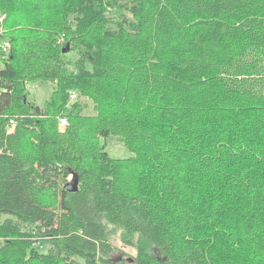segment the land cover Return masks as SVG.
<instances>
[{
  "label": "trees",
  "instance_id": "trees-1",
  "mask_svg": "<svg viewBox=\"0 0 264 264\" xmlns=\"http://www.w3.org/2000/svg\"><path fill=\"white\" fill-rule=\"evenodd\" d=\"M0 16V264H264V0H0ZM116 233L135 256H111Z\"/></svg>",
  "mask_w": 264,
  "mask_h": 264
},
{
  "label": "rangeland",
  "instance_id": "rangeland-1",
  "mask_svg": "<svg viewBox=\"0 0 264 264\" xmlns=\"http://www.w3.org/2000/svg\"><path fill=\"white\" fill-rule=\"evenodd\" d=\"M68 57L70 59L76 58L75 51H71L68 53ZM1 66V63H0ZM53 83H34L29 84L27 86V90L29 92L28 99L30 101H34L35 103L42 105L46 98L50 95L51 90L53 89ZM86 105L83 106V113L91 114L92 104L89 100H82ZM103 143H105L106 151L109 153L111 157L114 158H125L131 155V152L124 146V144L117 139L115 136H109L107 138L101 139ZM110 243L115 248V251L111 254V256H122L124 258L130 256H135L136 252L133 248L125 246L119 237V233L113 234L110 236Z\"/></svg>",
  "mask_w": 264,
  "mask_h": 264
},
{
  "label": "water",
  "instance_id": "water-1",
  "mask_svg": "<svg viewBox=\"0 0 264 264\" xmlns=\"http://www.w3.org/2000/svg\"><path fill=\"white\" fill-rule=\"evenodd\" d=\"M66 189L69 192H75L78 189V181L76 176H72L71 179L66 184Z\"/></svg>",
  "mask_w": 264,
  "mask_h": 264
},
{
  "label": "built area",
  "instance_id": "built-area-1",
  "mask_svg": "<svg viewBox=\"0 0 264 264\" xmlns=\"http://www.w3.org/2000/svg\"><path fill=\"white\" fill-rule=\"evenodd\" d=\"M2 20V16H0V21ZM2 49L4 50V51H6L7 49H8V45L7 44H3L2 45ZM75 96V95H74ZM73 96V97H74ZM67 125V119L64 117V116H62V117H60L59 118V126L61 127V128H63V127H65Z\"/></svg>",
  "mask_w": 264,
  "mask_h": 264
}]
</instances>
